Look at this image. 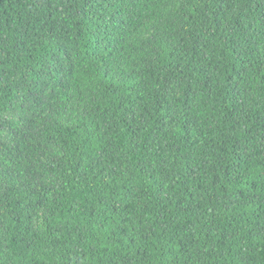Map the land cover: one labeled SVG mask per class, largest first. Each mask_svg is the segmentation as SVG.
<instances>
[{
  "label": "trees",
  "instance_id": "1",
  "mask_svg": "<svg viewBox=\"0 0 264 264\" xmlns=\"http://www.w3.org/2000/svg\"><path fill=\"white\" fill-rule=\"evenodd\" d=\"M0 264H264V0H0Z\"/></svg>",
  "mask_w": 264,
  "mask_h": 264
}]
</instances>
